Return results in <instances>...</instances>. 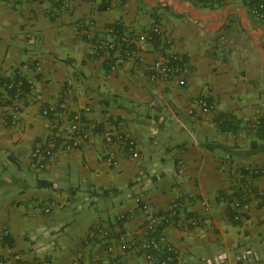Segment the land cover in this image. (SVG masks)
Segmentation results:
<instances>
[{
	"label": "crops",
	"instance_id": "0c3cea01",
	"mask_svg": "<svg viewBox=\"0 0 264 264\" xmlns=\"http://www.w3.org/2000/svg\"><path fill=\"white\" fill-rule=\"evenodd\" d=\"M63 1L0 0V79L22 71L33 82L17 126L0 108V264H17V254L30 264H73L78 254L79 264H150L118 241L147 223L135 198L150 214L181 203L180 222L166 230L179 250L175 264H264V200L253 199L238 222L230 209L241 189L264 187L246 174L264 171V141L257 137L264 121V21L243 0L219 8L192 0H70L69 10L59 12ZM89 20L94 26L85 36L77 25ZM154 27L170 43L155 39L137 50L138 38ZM105 40L117 51L97 52ZM162 49L184 57L189 74L151 83L148 70ZM35 64L40 69L31 70ZM201 98L216 110L203 114ZM49 106L72 113L90 107L93 133L35 171L32 150L55 134L42 115ZM113 130L137 141V161L105 146ZM108 152L118 155L117 167L106 163ZM44 206H52L51 214ZM96 225L113 241L87 242Z\"/></svg>",
	"mask_w": 264,
	"mask_h": 264
},
{
	"label": "built area",
	"instance_id": "2783aa9c",
	"mask_svg": "<svg viewBox=\"0 0 264 264\" xmlns=\"http://www.w3.org/2000/svg\"><path fill=\"white\" fill-rule=\"evenodd\" d=\"M110 1L106 2L108 6ZM71 7L70 0H64L63 6L59 12L67 11ZM109 8V7H108ZM57 12L56 14L58 15ZM251 15L264 21V2L259 3L250 8ZM82 24L88 30L83 29ZM94 26V23L89 20L87 22H80L77 25V30H80L83 35L90 36V28ZM111 30L110 33H114ZM159 38L163 44L168 45L170 41L162 35L160 28H152L149 34L141 35L138 38L136 45L137 50L144 48L148 42ZM97 52L113 53L117 51V45L113 40H105L97 43ZM40 69V64H35L31 70ZM116 69V66L113 70ZM190 68L182 56L170 55L164 49H162L157 59L150 66L147 74V78L151 83H167L170 79L181 77L189 74ZM33 86L32 79L22 71H18L12 78H8L0 84V87L5 91L4 96H0V108L4 109L7 115V123L10 126H17L20 122L23 102L31 93ZM67 99V96H64ZM197 105L203 114H208L216 110V105L207 98H201L198 100ZM90 107H86L80 112H69L66 107L49 106L46 107L42 115L48 118L52 122L55 134L50 143L44 146H36L30 155V165L35 171H44L50 167L52 161L57 152L61 154H68L74 150L79 149L83 143L87 142L92 133L93 126L88 120V114L90 113ZM63 125V126H62ZM104 144L107 148L117 146L121 157L135 162L140 156L141 152L138 147L137 141L131 137L124 130L110 131L104 136ZM107 164L112 167L119 165V157L114 152H108L105 158ZM178 166L180 171L183 169V161L178 160ZM247 173L251 176L260 175V179L264 180V171L258 168H248ZM244 195L241 198L236 199L232 203L233 211H236L234 219L236 221L241 220L242 214L249 210L253 199L264 198V192L261 191L258 195L251 194V188H246ZM257 196L259 198H257ZM135 203L138 208L147 216V223L145 224L142 233L127 239L125 236L119 238V244L123 250L127 252H136L142 254L145 260L150 264H175L180 256L179 250L171 243L167 235V229L173 227L176 223L180 222V212L182 205L179 201L171 203L167 212L159 214H150V207L148 204L142 202L141 198H135ZM42 212L45 215H49L52 212V206H44ZM135 212L132 211L128 215H122L121 221L133 217ZM189 224L193 227L199 225V221L196 219L189 220ZM9 230H5L3 237L9 238ZM112 234L109 230L102 226L96 225L89 230L87 242H106L112 240ZM114 245H108V251L112 252ZM17 264H30L22 260L21 255H15ZM82 259V254H78L73 264H79ZM34 264H51L48 261H41Z\"/></svg>",
	"mask_w": 264,
	"mask_h": 264
},
{
	"label": "trees",
	"instance_id": "16d2710c",
	"mask_svg": "<svg viewBox=\"0 0 264 264\" xmlns=\"http://www.w3.org/2000/svg\"><path fill=\"white\" fill-rule=\"evenodd\" d=\"M227 0H192V2L194 3V4H196V5H198V6H203V7H209V8H219V7H221L222 5H224V2H226ZM244 1V3L246 4V5H248L250 8H252L253 6H255V5H257V4H259V3H262V2H264V0H243ZM62 6H63V2H62V4L59 6V10L62 8ZM102 10H104V11H106V10H108V6H103L102 7ZM116 29H118V28H116ZM116 32H117V30H116ZM155 39H157L158 40V42L160 43V42H162L161 41V39H159V38H154V40ZM153 40V41H154ZM5 80H7V79H0V84H3V82L5 81ZM226 123L228 122V120L227 121H225ZM228 124H229V126H231L232 125V120L230 121V122H228ZM257 137H258V139H260V140H263L264 141V121L262 122V121H260V127L258 128V130H257ZM246 174H248L247 173V171H246ZM249 175V174H248ZM253 178H255V179H260V175H256V176H254ZM261 191H263L264 192V187L262 188V189H256L255 190V188L254 187H251V194L253 195H258ZM240 195H244V192H242V189L240 190ZM242 196H239V193H237V196L235 195V198L236 199H238V198H241ZM257 198H259L258 196H257ZM263 200H264V198H263ZM234 202V201H233ZM233 202H231V219L233 220V221H235V222H238V221H236L235 219H234V217H235V212L236 211H233V209H232V203Z\"/></svg>",
	"mask_w": 264,
	"mask_h": 264
}]
</instances>
